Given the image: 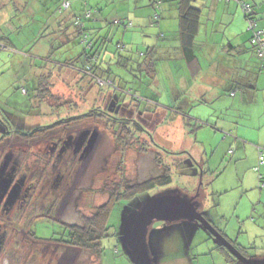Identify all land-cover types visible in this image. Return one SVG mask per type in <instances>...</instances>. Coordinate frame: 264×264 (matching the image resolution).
I'll return each mask as SVG.
<instances>
[{"label": "rangeland", "instance_id": "obj_1", "mask_svg": "<svg viewBox=\"0 0 264 264\" xmlns=\"http://www.w3.org/2000/svg\"><path fill=\"white\" fill-rule=\"evenodd\" d=\"M15 1L0 0V116L3 119L10 117L16 129H20L21 125H25V130L34 127L32 134L36 135L31 136L30 141L20 132L8 138L9 134H4L0 127V135L5 137L0 144V152L3 151L10 158L4 163L13 162L14 155H6L9 149L26 156L40 149L47 154V142L51 141L53 135L58 138V133L36 131V126L63 121L69 116L84 117L89 111V119L70 123L68 130L80 131L91 126L92 131L89 132L90 136H86L87 140L93 131H97L98 136L84 157L74 159L70 150L66 149V153L56 163V169L52 168L54 161L48 156L42 158L39 155V158L30 157L23 161L22 164L26 167L37 165L36 172L30 179L36 185L30 191L39 200L35 209L28 207L31 211L24 215V219H15L16 210L8 216L0 215V235L5 236L0 249V264H133L126 254L124 242L115 235L102 240L104 249L100 257L74 246L56 249L55 244L39 240L32 242L23 225L32 218V228L37 236H58L61 223L56 220L63 224L81 225L82 216L90 217L95 208L109 202V191L116 185H120V190L128 185H137L162 174L167 167L172 174V182L167 189L175 187L189 195L199 194L202 209L219 228L226 230V235L236 248L246 247L248 256L264 257V199L258 202L255 196H250L251 193L240 196V186L235 188L233 185L224 191L235 175L232 164L228 165L230 154L225 152L222 155L225 130L221 127L229 125L234 119L235 109L228 106V102H231L230 86L223 82V73L218 69V72L210 70L203 78L197 76L193 83L185 82L183 91L181 83L176 82V74L182 70L174 58L170 64L164 60L159 61V84L153 82V77L148 78L150 70L145 67H142L141 72L136 66L113 65V69L117 71L115 73L121 75L122 79L116 76L112 78L117 83L121 81L118 84L120 87L127 88L126 94L120 90L113 93L121 103L134 106L139 103L136 96H148L150 92L155 95L157 102V105L151 104L149 108H144L139 103L140 112L135 110L137 114L133 112L131 115L133 118H137V115L145 117L142 123L146 129L134 127V122H128L130 129L123 128L121 133L120 127L116 125V115L112 117L114 113L111 107L108 108L109 99L112 98L110 93H106L109 89H104L105 93L102 95L105 96L100 95L102 88L119 86L101 78L79 82L82 73L78 71V67L81 61L75 69L58 65L57 61L75 58L82 51L85 44L76 36L75 28L68 27L69 42L62 44L60 40L65 37V23L70 20L71 15L74 19L82 17L83 22L90 25V20L84 17L89 10L93 12L92 20L100 14L102 23L107 20L103 29H108L113 38L108 43L109 50L112 54H118L117 43H126L130 31L122 24L116 25V20H113L126 19V11L134 0H70L72 6L63 14L59 13L62 16L56 25L46 24L41 37L39 29L42 25L36 24L33 30L25 26L17 29L19 20L15 19L20 17L23 23L31 22L29 8L36 21L50 19L52 23L58 14L51 12V6L56 8L58 3L54 4L51 0H30L31 5L25 11H19ZM12 14L16 16L11 17ZM203 35H200L202 46L199 45L197 49L201 61L207 34L203 32ZM221 36L224 37L223 33ZM120 51L119 54L123 56L129 54L125 48H120ZM133 75L142 79L138 80ZM125 79H128V83ZM143 108L146 114L141 111ZM93 109L95 114L92 113ZM102 109L108 112H105L107 117L103 116L100 111ZM62 125L65 126L66 123H59V126ZM127 130H132L129 135L127 132L125 135L132 144L129 149L124 150L123 133ZM181 151H186L184 157L182 153L173 154ZM188 152L193 156L192 160H188L191 157ZM3 161L2 158L1 167ZM190 166L199 175L192 174ZM201 166L204 169L202 175L198 170ZM229 173L230 177H227ZM54 182L57 185L53 187ZM251 185L250 182L246 184L247 188ZM114 191L116 193L117 190ZM50 203L55 209L54 218L42 216L50 210ZM125 210L126 207L116 205L110 215L111 223L120 225V229ZM163 224L166 223L155 222L151 228L150 241L157 249L158 264H232L216 248L214 240L203 227L195 228L192 230L193 234L188 235L187 228L184 229L185 232L183 228L168 223L167 228L173 227V238L170 242L166 239L163 247L159 248L156 237L162 229L167 231ZM12 235L15 237L12 238Z\"/></svg>", "mask_w": 264, "mask_h": 264}, {"label": "crops", "instance_id": "obj_2", "mask_svg": "<svg viewBox=\"0 0 264 264\" xmlns=\"http://www.w3.org/2000/svg\"><path fill=\"white\" fill-rule=\"evenodd\" d=\"M246 1L253 4L255 19L260 26H264V0ZM163 2L160 16L155 21L152 17L155 11L153 0H134L126 11V19L131 21L133 26L124 27L130 31L127 34L128 39L126 43L118 42L117 45H124L125 50L129 51L127 57L133 61V65L142 61L149 63L151 60L158 67L160 60L170 64L172 58L176 59L182 70L176 74V82L181 83L183 91L185 82L193 83L197 76L203 78L210 70L218 72V69L223 73V82L230 86L231 102H228V106L235 109L234 119L229 125L221 127L225 130L222 155L225 152L230 154L228 165L232 164L235 175L224 191L233 185L235 188L240 186V196L251 193V197L255 196L256 201L261 202L264 199V187H260V177H264V162L258 171L255 167L258 165V147L264 145V68L261 67V62L250 44L245 15L235 0H195L194 5L202 10L199 34L196 38V55L199 45L202 46L203 43V40H200V35L204 36L203 32L207 34L206 47L203 44L202 61L197 55L198 59L189 65L181 49L177 1ZM102 19L100 14L90 22V26L97 30L99 35H107L113 40L111 32L103 29L107 20L102 23ZM115 20L117 19L113 21ZM141 65L146 68L144 64ZM191 66L196 71H193ZM157 67L152 76L154 75L153 82L159 84ZM231 92H235V95L232 96ZM223 175L224 173L221 177ZM227 177H230V173ZM249 182L252 185L247 188L246 184ZM222 230L225 237L232 242L226 235V230Z\"/></svg>", "mask_w": 264, "mask_h": 264}, {"label": "trees", "instance_id": "obj_3", "mask_svg": "<svg viewBox=\"0 0 264 264\" xmlns=\"http://www.w3.org/2000/svg\"><path fill=\"white\" fill-rule=\"evenodd\" d=\"M44 1V0H43ZM177 1V5H178V10H179V19H180V41H181V49L183 52V55L185 56L186 61H188L187 63H189V65L192 63V61H195L196 59H198V57H196V52H195V48H196V38L199 34V28H200V24H201V15H202V10L201 8H198L194 5V1L195 0H176ZM237 2V4L239 5V7L241 8L242 12L245 15V21L247 24V30L250 32V44L253 46L254 51L256 53V56L258 57V59L261 62V67L264 68V60L263 58H261L259 56L258 53V46L257 44L252 42V38L254 37V30L253 29H248V25H249V20L252 19L255 21V30H262L264 29V26H260L258 24V21L255 19L254 16V6L252 3L246 1V0H235ZM17 4V10L20 11V9H22V11L26 10L30 3V0H16L15 1ZM21 2V3H20ZM23 2V3H22ZM50 2L56 4L58 3L59 6H56V8H53V6H51V12H55L58 15H55L54 20L52 21V23L50 22V19H48V21L45 19L44 21L40 22V21H36L33 17L34 14L31 12V10L28 8V15L30 17V21H27L26 23H23V19L21 20L20 17H17L15 20H19L18 25L14 24L17 26L16 28L18 29L19 27H30L31 29L34 28V26L37 24L42 25V27L39 29L40 31V36H42L43 31L42 30L46 24H57V20L62 16L60 14H63L65 10L69 9L72 6V3L70 0H61V2H59V0H51ZM68 2V6L65 5V3ZM160 4H158V0H153V5L155 6V11L153 13V20H157L159 18V14L162 10V5L164 4L163 0H159ZM51 3V4H52ZM245 4H249L250 6V11L245 10L244 5ZM1 6V3H0ZM55 6V5H54ZM60 13V14H59ZM92 15L93 12L91 10H89L88 12L85 13L84 17L85 19H88L91 21L92 20ZM15 14H12L11 17H15ZM75 18V17H74ZM73 16L71 15V18L68 22H66V28L64 29V34L65 37H61V43L65 44L66 42H69L68 40L69 37L67 35V30L68 27H73L75 28L76 36H78V38L84 42V47L82 49V51L76 55L75 58H68L66 60L63 59H59L57 61L58 65H63V66H68L71 68L78 67L77 64H80L79 61H81V65L80 67H78L80 70H78L79 72L82 73V75H80V81H86L87 79H97V78H101L103 80H108L110 81V83H115L116 85L121 84V81L119 83L116 82V79H113V76H116L117 78L122 79L121 75L116 74L114 69H113V65L117 64L120 66H128V67H134L136 66V68H139L140 71H143V66L141 64H144L147 68V70L149 71V79L152 78V74L153 72L156 71V63L154 61L149 60V63H146V61H142L141 63H137V65H133L131 60H129V58L125 55H121L119 54L120 48H124V45H117L116 46V50L117 53H111L109 50V45L108 43L110 41H112L107 35H99V32L97 30H95L93 27H91L90 25H87L83 22V20L81 18H76L74 19ZM28 19V18H27ZM26 19V20H27ZM29 22V24H28ZM32 23V25H31ZM124 25V27H132L133 24L131 21L121 18L119 20H116V25ZM33 30V29H32ZM39 34V32H38ZM261 40H264V34L261 37ZM0 47H2L0 45ZM148 52V51H147ZM145 54V53H143ZM142 54V55H143ZM81 56V57H80ZM74 57V56H73ZM44 59V58H43ZM45 60V59H44ZM193 65V64H192ZM108 66V67H106ZM192 67V66H191ZM193 69V67H192ZM193 71H196L195 68L193 69ZM134 78H137L135 75H133ZM111 79V80H110ZM138 79V78H137ZM142 77H140L138 80H141ZM125 82L128 83V79H125ZM119 86V85H118ZM104 89H109L108 92L106 93H110L112 95V98L109 99V109L111 107V111L114 113L112 115V117H114L115 115V120H116V125L118 124V126L120 127L121 133L123 131V128H129V123L128 122H134V127H139V128H145L144 124L142 123V120L145 117H141L139 115H137V118H133L131 117V115H133L132 113H136V112H140V104L144 105V108H149V106L151 104L153 105H157L156 103V99L154 98V95L151 94V92L149 93L148 96H136V100L139 102L138 104H134V106L126 104V103H121L120 99H118L117 95H114L113 93H115V91L120 90L122 91V93L126 94V89H123L122 87H116L115 85H111V87L108 88H102L100 91V95L104 94L105 91ZM131 93V91H129ZM233 92H231L232 95ZM132 94V93H131ZM38 95V93L36 94ZM153 95V96H152ZM235 95V92L234 94ZM232 95V96H233ZM105 95H102V97ZM110 98V97H109ZM133 98V97H132ZM135 98V97H134ZM96 99H98L96 97ZM48 99H45V101H47ZM120 104V105H119ZM138 107V108H137ZM141 110L146 114V110ZM138 109V111H137ZM136 110V112H135ZM95 110H92V113L95 114L94 112ZM103 112V116L107 117V114L105 112H107L105 109L100 110ZM98 113V112H97ZM108 113V112H107ZM87 116L85 115L84 117H77V116H69L67 118H65L63 121H55V123H61V122H65L67 124L70 123H75V122H80V121H84L85 119H89V111L88 113H86ZM137 114V113H136ZM84 115V114H82ZM118 115V116H117ZM121 115V116H120ZM119 118V121H118ZM7 119V118H6ZM4 119L5 122L11 121V119ZM80 120V121H79ZM0 122L2 123L3 121L0 118ZM28 126V125H27ZM40 128H42V126H39ZM45 129H47L46 126H44ZM130 131L132 130H127L125 131V133H123V149L125 150L126 148L129 147V145L132 144V142H129V140L126 138V132L130 133ZM146 131V130H145ZM147 133L149 135H152V133H150V131ZM122 142V141H121ZM129 149V148H128ZM168 152V151H166ZM182 153L185 154L186 151H181V152H173V154H179ZM189 153V152H188ZM189 155L191 156L188 160H192L193 156L189 153ZM184 157V155L182 156ZM179 165V164H178ZM200 166V165H199ZM198 168V167H197ZM190 170L192 171V174H198L199 172L194 169L192 166H190ZM198 170H202V173L204 172L203 166L199 167ZM171 172H170V168H166V170H164V172L162 174L156 175L154 177H151L149 179H146L144 181H142L141 183L137 184V185H128L125 186L123 189L120 190V185H116V187L112 190H110V200L108 203L104 204V205H100L98 206V208H95L93 214L89 217V216H82L83 218V223L81 225H77V224H64L63 226L61 225V230L59 231L58 237H64L66 240L65 242L70 245V246H74V247H78L80 249H83L85 251H90L93 252L97 255H99L100 257H102V253H103V244H102V240L106 237L109 236H117V239L120 240V225L116 226L114 224L111 223V219H110V215L112 212V209L114 206H123L126 207V210L124 211V217L126 216V214L131 211L133 208H135V205L139 204L141 200V197L145 198L149 195L155 194L157 193V191H161L164 190L166 188L169 187V185L172 182V176H171ZM262 182L264 183V177H262ZM264 187V186H263ZM262 188V187H261ZM114 190H117L116 193ZM156 191V192H155ZM115 194V197L113 198L112 196ZM165 223V222H164ZM165 229H167V231L164 229L161 230L160 234H158L157 241L158 244L156 243L157 246L163 247L164 245V241L167 239L169 242L171 241V239L173 238V227L172 228H167L169 226V224L166 222V224H163ZM172 225V224H171ZM112 228V232H110V229ZM114 229V230H113ZM178 230V229H177ZM193 234V233H192ZM216 248H218L219 250H221L225 255H226V259L227 261L231 262V255L230 253L227 251V249L225 247H219L216 246ZM246 247H241V250H244L243 252H245ZM157 251V249H156ZM103 264V263H102Z\"/></svg>", "mask_w": 264, "mask_h": 264}, {"label": "flooded vegetation", "instance_id": "obj_4", "mask_svg": "<svg viewBox=\"0 0 264 264\" xmlns=\"http://www.w3.org/2000/svg\"><path fill=\"white\" fill-rule=\"evenodd\" d=\"M0 118L3 121L2 123L0 122V127L3 128L4 134H9V135H7L8 138L15 136L16 132H20V133L27 136V138H25L27 141H30L31 136L36 135V134H32L34 127L29 129V130H25V129H23L25 125H21L20 129H16L14 124L11 123V121L5 122L1 116H0ZM8 119L10 120V117H8ZM39 126H42V125H39ZM39 126H36V128H35L36 131H39V130L44 131V132H51V131L54 132L55 131L56 132L55 134L58 133V136H59L58 138H55V136L53 135L51 141L47 142V145H48V148H47L48 151L46 152L47 154H45L43 150L41 152V149H40V150H36L31 155L26 156V155L19 154V152H16L13 149H9L6 152V155H7V153H9L8 155H11V156L14 155L15 158L12 157L13 162L4 163L6 160H9L10 158H9V156H5V154H3V151L0 152V162H1L2 158L4 159L2 167L0 166L1 167L0 171L3 170L2 173L4 174V177H3V175H2V177L3 178H7V177L11 178L10 185L7 188L0 187V215L6 214L8 216L10 213H12L13 210H16V213L14 214L15 219H19L21 217L24 219V215L27 214V212H30L31 210H33L37 207L39 198L33 197V193L30 191V189L36 185V182L30 181V179L33 177V174L36 172L37 165H35V167L34 166L33 167L23 166L22 163L24 160H27L30 157L39 158V155H41L40 157H42V156L52 157V159L54 161L52 168L56 169L57 168L56 163L66 153V149L70 150L74 159H78V157L80 158V156L84 157V155H86V153H87V151H85V146H86L88 140H87L86 136H84V132L85 131L91 132L92 131L91 126L82 128L80 131L68 130L69 124H67V123L65 126H63V125L59 126V123H55V122L45 124L42 126V128H40ZM44 126H46L47 129H45ZM88 135L90 136L89 133H88ZM99 136H101V134H99ZM3 138H5V137L3 135H0V144L2 143ZM26 150H28V149H26ZM42 158H44V157H42ZM26 165H27V162H26ZM16 184H18V187H16L17 189L15 188ZM56 185H57V182H54L52 186L54 187ZM33 200H34V202H33ZM195 200H197V202H198L197 209L203 213V215L206 217V219L209 221V223H211L213 225V227L219 231V233H221L222 235L225 236V233L223 232L222 228H219L218 225H216L212 221L211 216L206 214L205 211L202 209L203 206H202V203L200 201L201 198H200L199 194L196 195ZM28 207H31L30 208L31 210H28ZM48 208L50 210L46 211L42 216L54 218L55 209H53L51 203L49 204ZM30 216H31V214H30ZM56 221L58 223H61L62 226L64 225L62 221H60V220H56ZM32 222H33V219L31 218V219H29V221L27 223H25V225H23V227L27 228V236L30 239V241L32 240V242H36L37 240H39V241H44V242H48L51 244H55L56 249H60L63 247H70V245H68L65 242L66 239L64 237L60 238V237L54 236V235L46 236V237L37 236L34 233V230L32 228ZM18 226H20V224ZM197 227H201V226L196 223L195 228H197ZM15 228L17 229V226ZM183 230H184V228H183ZM209 235L213 239V235H211V234H209ZM13 237H15V236L12 235V238ZM4 238H5V236L3 237L2 235H0V249L2 248V244L4 243V240H3ZM215 246L225 247L224 245L220 244L218 241L215 242ZM226 249L231 255V263L232 264H241L240 261L228 250V248H226ZM238 250L242 254L248 256L246 252H243L241 249H238ZM35 253L38 254V251H36Z\"/></svg>", "mask_w": 264, "mask_h": 264}, {"label": "water", "instance_id": "obj_5", "mask_svg": "<svg viewBox=\"0 0 264 264\" xmlns=\"http://www.w3.org/2000/svg\"><path fill=\"white\" fill-rule=\"evenodd\" d=\"M89 132L85 131L84 136H87ZM97 136V131L91 133L85 151L92 148ZM2 172L3 170L0 171V187L7 188L11 178H3ZM200 175H202V171ZM16 187L18 184L15 185ZM195 198L196 195H189L178 188H166L147 196L126 214L122 221L120 238L124 242L126 254L133 264H158V255L151 244L150 237L153 224L159 221L187 228L189 235H192V230L195 229L197 223L213 235L214 242L218 241L228 248L241 264H264V257L242 254L227 237L219 233L197 209L198 202Z\"/></svg>", "mask_w": 264, "mask_h": 264}, {"label": "built area", "instance_id": "obj_6", "mask_svg": "<svg viewBox=\"0 0 264 264\" xmlns=\"http://www.w3.org/2000/svg\"><path fill=\"white\" fill-rule=\"evenodd\" d=\"M68 2L65 3L66 6H68ZM158 4H160L159 0H158ZM245 10L250 11V6L249 4H245L244 5ZM248 29H253L254 30V37L252 38V42L257 44L258 48V53L259 56L261 58H263L264 60V40H261L262 35L264 34V29L262 30H255V21L250 19L249 20V25H248ZM234 94V92L232 93V95ZM259 157H258V165L255 167V170H259V166L261 164H263L264 162V145L263 146H259ZM262 177H260V181L262 182ZM264 183H260V187H263Z\"/></svg>", "mask_w": 264, "mask_h": 264}]
</instances>
